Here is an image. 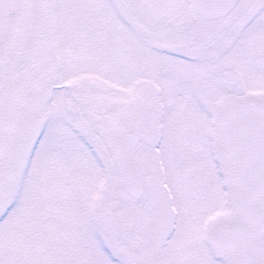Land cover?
Returning <instances> with one entry per match:
<instances>
[{
  "label": "snow or ice",
  "instance_id": "obj_1",
  "mask_svg": "<svg viewBox=\"0 0 264 264\" xmlns=\"http://www.w3.org/2000/svg\"><path fill=\"white\" fill-rule=\"evenodd\" d=\"M0 264H264V0H0Z\"/></svg>",
  "mask_w": 264,
  "mask_h": 264
}]
</instances>
